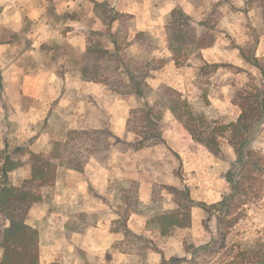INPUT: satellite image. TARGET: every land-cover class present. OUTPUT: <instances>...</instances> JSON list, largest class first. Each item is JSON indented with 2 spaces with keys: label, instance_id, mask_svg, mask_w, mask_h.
I'll return each instance as SVG.
<instances>
[{
  "label": "rangeland",
  "instance_id": "obj_1",
  "mask_svg": "<svg viewBox=\"0 0 264 264\" xmlns=\"http://www.w3.org/2000/svg\"><path fill=\"white\" fill-rule=\"evenodd\" d=\"M95 2H107L116 11L134 16L130 41L137 31L148 33L157 44L154 55L167 61L149 79L151 87L156 92L164 86L180 91L208 122L235 121L240 114L232 103L235 91L264 87L261 70L242 56V51L250 57L255 55L257 64L264 67V26L259 9L250 0H0V189L5 185L21 186L31 176L29 155L14 154L16 149L48 154L53 141L63 138L68 129H98L105 123L112 131L123 128L130 111L141 105L131 96L123 97L99 87V92L90 94L84 88L79 63L89 40L101 41L113 50L107 27L93 12ZM173 6L182 7L199 31L203 30L200 23L213 25L216 36L214 47L181 68L172 61L167 44V11ZM116 29L117 25L112 30ZM126 52L147 57L137 45ZM35 74L46 75L40 86L44 99L39 101L22 95L26 87L24 76ZM255 131L250 147L264 151V119ZM163 136L167 139L164 144L142 156L114 140L107 161L92 159L83 173L78 172L89 183L78 198L71 195L68 200L65 196L64 186L78 180L68 182L67 169H60L59 186L42 190L44 201L35 205L28 216L27 223L40 232L41 264L222 263L218 248L222 231L216 218L199 206L192 211L191 228L176 230L170 237L162 238L157 227L148 224L153 216L175 208L167 186L188 187L197 203L207 205L218 203L229 192L224 176L230 162L216 159L195 143L169 112L165 113ZM121 139L129 143L135 136L126 132ZM118 151L130 154L122 158ZM224 151L234 160L229 147L224 146ZM115 156L119 157L116 162ZM9 158L21 166L5 174L3 168ZM96 166L109 175L103 190L95 189L90 182ZM154 171L160 175L157 183L150 175ZM148 184L151 194L147 191L144 195L142 186ZM125 193L138 199V215L147 220L145 231H133L140 239L118 234L111 251L103 256H92L85 246L72 243L74 233L85 237L92 231L97 234L90 237L98 239L113 233L119 226L115 221L126 210L122 201ZM245 210L247 216L227 240L228 247L235 245L232 256L239 249L264 241V193ZM8 226L0 214V244ZM118 252L125 256L118 257ZM2 255L0 248V260Z\"/></svg>",
  "mask_w": 264,
  "mask_h": 264
},
{
  "label": "trees",
  "instance_id": "obj_2",
  "mask_svg": "<svg viewBox=\"0 0 264 264\" xmlns=\"http://www.w3.org/2000/svg\"><path fill=\"white\" fill-rule=\"evenodd\" d=\"M250 2L259 9L264 26V0ZM93 12L107 27L113 50L103 46L101 41L90 39L80 59L79 74L85 82L103 84L112 93L123 97L134 96L141 102L139 107L130 111L127 119V132L132 133L135 139L123 142L105 123L98 129H68L63 138L53 141L48 154L16 149L14 154L29 155L31 176L21 186L5 185L0 189V214L9 223L0 244L3 250L0 264H41L40 232L27 223L28 216L35 205L44 201L41 191L55 186L61 168L83 173L92 159L107 161L114 140L136 152L164 144L166 112L171 113L195 143L204 146L216 159L230 162L224 176L229 192L218 203L207 205L197 203L188 187L167 186L165 189L172 195L175 208L153 216L148 224L156 226L162 238L170 237L176 230L191 228L192 211L199 206L210 217L216 218L222 231L218 247L222 251L221 264H264V241L244 250L239 249L235 256L231 255L235 252V245L227 246L232 230L247 216L245 208L258 202L264 193V151L250 147L256 125L264 119V87L256 85L236 90L232 103L240 110L239 117L232 122L210 123L203 114L195 111L180 91L164 86L156 92L151 87L149 79L154 72L162 70L167 61L154 55L157 44L148 33L137 31L130 41V31L134 28L133 15L116 11L107 2H95ZM115 25L117 29L114 31ZM199 26H202V31L180 6L170 13L166 24L167 44L172 61L178 68L193 57L201 58L202 51L215 46L214 26L208 22ZM133 45H137L147 57L129 55L126 50ZM242 56L261 70L264 80V67L257 64L256 56L250 57L243 51ZM150 99H154L153 104ZM224 146L232 150L234 160H230ZM20 166V162L9 158L3 173L10 174ZM153 197L157 198V195L154 193ZM122 201L126 210L119 214L120 218L115 221L119 226L113 232L123 234L125 238L140 239L128 227L130 215L139 214V201L131 199L126 193Z\"/></svg>",
  "mask_w": 264,
  "mask_h": 264
},
{
  "label": "crops",
  "instance_id": "obj_3",
  "mask_svg": "<svg viewBox=\"0 0 264 264\" xmlns=\"http://www.w3.org/2000/svg\"><path fill=\"white\" fill-rule=\"evenodd\" d=\"M173 8H175V7L173 6L167 11V12H169L168 13L169 15L172 12ZM202 52L205 54L207 52V50H204ZM79 76L81 77L80 74H79ZM24 77H25L24 82H25L26 87H25L22 95L25 97L36 98L38 101L43 100L44 96H42L43 92L41 91L40 86L42 83L44 85L46 75L45 74H35V75H25ZM48 80H49V78H48ZM51 80H53V79H51ZM81 81L83 83H85L84 88L90 94H93L94 92L98 91L96 89L98 87L103 91L106 89L108 92H110L103 84L85 82L82 80V78H81ZM131 97L135 98L134 96H131ZM169 114H170V116H172L171 113H169ZM113 132H115V134H117V136L123 138L125 136V133L127 132V122L125 121L123 128H119V127L116 129L114 128ZM165 140H167V139H165ZM157 147L158 146L146 148V149L141 150L139 152H136V151L135 152L138 153L140 156H142L148 152L155 150ZM129 154H130V151H127V152L118 151V155L122 156V158L128 157ZM115 157H114V162H116L119 159V157H117V156H115ZM147 166H149V164ZM140 167L143 168L144 167L143 164H140ZM104 170L105 169H103L102 167L96 166L94 168V172H92L90 175V176H92V178H90V182H91L93 187L95 186V189L103 190L104 188H107V187H105V185L108 183L109 175ZM66 172H67L68 182H69V180L71 181V179H77L78 182L75 184H72V182H70L69 183L70 185L64 186L63 190L66 194L65 196L66 197L68 196V200L70 199L69 197H71V195H72L73 199L76 196L78 198V196L80 194H84L85 186L88 188L89 183L86 181H83L81 175L76 171L67 170ZM151 174H152V179L154 180L153 183H157L159 181L160 175L158 173H156V171H154L153 173H150V175ZM132 178H134V177H132ZM59 179H60V176H59V172H58V176H57L56 183H55L56 186H59ZM135 179L138 180V178H135ZM160 181H162V179H160ZM54 187L52 188V190L54 189ZM147 191L149 192V195H150L151 194V187L149 184H148V187L142 186L141 193L144 195H147ZM65 202H67V201H65ZM146 226H147V220L144 219V217H142L138 214H135V213L130 215V219L128 221V227L130 230H132L134 232L142 233L143 231H145ZM92 233H93L92 231L88 232L87 235L85 234L86 235L85 237H83V235L80 233H74L72 236V239H71L72 243L76 246H78V245L85 246V249L87 250V252L92 256H103V255L108 254L109 251H111L113 242L115 240H118V234L117 233L113 234L114 232L113 233L109 232L106 237H102L99 239L94 238V237H90V234H92ZM93 234L96 235L97 233H93ZM116 255L118 257L125 256L123 253H120V252H118ZM54 262H56V261H54ZM54 262H52V263H54Z\"/></svg>",
  "mask_w": 264,
  "mask_h": 264
}]
</instances>
